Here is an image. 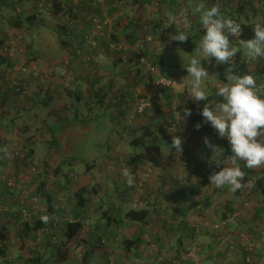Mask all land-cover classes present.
<instances>
[{"label":"rangeland","instance_id":"obj_1","mask_svg":"<svg viewBox=\"0 0 264 264\" xmlns=\"http://www.w3.org/2000/svg\"><path fill=\"white\" fill-rule=\"evenodd\" d=\"M151 1L144 5L140 23V33H154L153 27L155 22H152L154 21V18L155 20H158L159 18L162 19L155 25L159 26L169 20V18L176 13V11H169V18L165 17L163 14L164 9H166L163 8L165 2H162L161 7L158 9L155 7L154 10H151L152 6H154V1ZM122 2H127L125 14L126 16L128 14L131 18L140 9L139 4H134L133 0H123ZM165 4H167V2ZM179 6L177 9L178 11L180 8H185ZM62 11L65 12L68 10L67 8H63ZM186 11L190 12L189 10ZM64 12H61L59 15H54V13L51 15H42L37 13L34 0H15L14 7L11 8V6H6L2 8L0 16V32L6 33L10 27V22L14 17L19 15L26 20L29 16L36 15V19L31 22V24H27L28 26H25L20 30L24 34L27 47L23 59L31 60L33 56L32 59L39 62L42 69L54 72L56 81L62 79L64 74V72L61 71V68H63V62L71 54L69 49L64 47L59 41V36L62 37V35L58 34L56 31L57 28H60V25H64L66 22L65 20L69 17V14H65ZM117 15L118 14H116V16ZM187 17V26H191L192 22L190 21V16ZM256 21L258 23H264V18L259 16ZM116 23L117 21L114 22L113 29L118 25ZM185 28L186 27L181 24V30H184ZM192 30L191 26L186 31ZM127 33L129 35H125L124 42H127L126 44L129 45L134 41L135 37L132 34V29H129V32ZM174 34L175 33L171 34L168 38L165 37L163 39L162 45L164 48L162 51H158V53H156V50L161 45V41L156 42L152 46V50H149V57H155V55L157 56V54L162 53L167 45L166 49L170 50H167L162 54L165 55V66L174 67L176 77H186L188 82V93L181 94L183 96L178 94L174 95L172 101L167 105L168 103L161 104L156 95V90L159 91L160 88L154 87L148 89L149 96H147V98L150 100L151 106L146 113L139 115L137 114L135 105V108L133 107L130 111L131 118L126 117V115H121L116 106L111 107L110 112L108 113L105 112V107H97L95 109L96 114L100 115V119L107 121H105V123L100 122L101 124L98 127L97 125L94 126L91 124L86 126V128H90V130L86 129L84 132L86 136L85 141L75 146V154L79 158L74 160L75 162L72 163L73 167L64 168V172L59 176L56 174V167L60 164L59 154L54 152L52 159L48 156L46 160L47 162H45L46 164L44 163V157L51 149L50 144H48L49 142H47V140L51 139V136L48 134V130L40 125L45 116L39 111L27 109L22 110V108L25 107L23 105L25 103L24 100L15 99L14 96L8 97L9 100L7 99L8 102L6 100V108L3 109L0 106V116L4 117V119L0 120V128L3 130L2 126L5 125L6 127L4 128H7L6 130H8V132L6 131L5 133L6 136L9 137V140L7 139L0 142V149H2L4 145H8L12 150L18 151L20 154L19 156L22 157L24 147L27 143L26 137H32V147L37 151V155L27 162H31L33 159H38L44 165L41 171L34 174L29 172V167L23 169L25 177L28 179L26 178L27 180L25 179L24 182H22V186L24 191L29 194L30 202L28 205L31 208L32 217H41L48 214L49 204L42 195L38 194V187L42 181L47 182L48 193L53 197L52 204L58 208L62 207L64 210H78L79 205L76 192L78 189H84V194L89 201V208L82 215L87 218L86 221H89L90 225L95 226L94 230L92 227L86 228L83 233L82 237L85 240L84 256L86 255L88 246H93V248L96 247V249H99V244L102 243L105 247V243H107L108 245H114L112 254L115 257L114 259L112 258L113 263H110V260L107 262V260H104L105 256L102 255L101 252L95 250V253L92 254L89 260V264H184V261H181V253H184V258L186 254L185 251L187 250L195 253V258L193 257L195 260H193V258H186L185 260L187 261L185 264H241L243 261L242 258H244L240 254L242 251L241 249H243V247H240L241 243L243 241L257 243L262 240V234L264 231V211L260 214L257 221L251 224H249L248 221L254 217L255 210L263 207V197H260L259 195H251L252 197H250L248 193H245L243 198L236 197V199H234L235 192L230 189V186H227V190L225 191V194H223L224 196L222 195L221 199L218 196L223 192L214 194L210 190H207L206 194L200 199L195 195L189 199L185 195V190L187 189L183 191L182 187L181 189L179 188L180 185L178 180L181 181L184 188L186 185L188 188L193 187L196 190H199L197 176L205 171H200L204 163L203 161L206 159L214 160L215 158L217 159L218 157H221L222 152H225V141L220 142L210 134H194L191 129H188V127L185 129L188 124L183 121L184 119L180 121L176 120L175 123L170 117L173 113L176 114V112L180 113L183 117L182 114L185 111L183 103L187 101L189 99L188 96H190L189 91L192 77L188 76L189 73L186 69L188 62L193 55H197L199 58L204 59L200 53L195 52L191 54L186 50H182L179 45H175L173 42L174 40L172 39ZM230 39L233 38L230 37ZM236 40L237 38H234V42H236ZM105 48V44H101L100 49L95 53L94 61L91 64L79 65V74L77 77H79V79L88 78L95 81L94 75L102 74L105 76L103 85L109 87L108 90H111V92L109 91L110 96L107 101L115 99L118 95L119 98L121 92L127 93V97L129 96V98H133V93L136 90L135 88L140 87L141 85L144 86L148 75L145 70L139 67V65H137V67L133 66V63L137 62L135 59L131 60L132 58H129V56L126 57L125 55H111L105 51ZM29 51L31 52L30 54ZM236 56L240 57L242 62H238L234 65L233 69H235V75L251 74L256 78L253 63H255L257 59L253 60L241 51L238 52ZM117 57H119V59ZM125 58H127L126 61ZM246 60L250 62L246 63ZM201 63L209 73V76L204 79V87L207 92L211 91L210 86L212 83L222 84V82H225L224 80L222 81V74L216 68L218 63L215 61V58L202 60ZM165 66L159 65L163 72ZM138 67L141 70L139 74L137 73ZM256 82L257 85H263L264 77L260 80V83L258 79H256ZM78 84H82L85 90L86 88L88 89L91 87L90 83L87 84V82L82 79ZM76 85L77 84H75V86ZM132 87L133 89H131ZM6 89L7 88L0 84V94L4 93ZM35 89H38L39 91L41 90L40 87H35ZM32 97H35V95ZM153 98L155 100H153ZM1 101L0 98V102ZM33 102H35V100L29 102V105H32ZM195 102L194 103L197 105L205 103L204 100ZM105 106H107V103H105ZM160 109L162 110L160 111ZM5 113L8 115L6 116ZM45 113H47L46 110ZM109 113L113 116H121L120 120H113V118L109 117ZM160 114L164 116L161 120L159 118ZM176 119H178L177 115ZM14 120L17 125H14L13 123L12 127H9L10 125H7V123ZM151 121L154 122L153 125H151ZM156 123L158 126H156ZM173 123L176 125L174 126ZM27 126L29 129L24 136L23 130ZM144 126L150 127V131L152 132V134L146 138V141H151L155 135H158L160 138H166V136L171 133H178L177 129H185L186 138L183 139V151H187L194 155V159L187 157L185 160H181V152L174 151L175 159L171 164H167V159L163 160L165 167L160 168L151 164H143L139 161L134 162L131 157L133 151L129 144L132 137L134 138V136L138 134H132V132L137 128L142 130L144 129ZM206 139L217 148L216 152L206 145ZM167 142V140H165V142L161 140V143L164 146L163 152H165L166 155L169 153V150L165 148ZM3 143L5 144L2 145ZM65 143L66 142H64V144ZM211 163L212 161H209L207 169L211 166ZM244 163L245 162L240 160L237 161V165L241 169H243L242 166ZM226 164L229 167L234 166L232 165L231 160H227ZM46 165H48V168ZM44 168L49 172L46 176L47 178L42 174ZM123 168H128L133 175L134 183L131 187L128 186L126 178L121 174ZM246 168L255 170L258 174L264 170V166ZM19 169L15 166V163H9V160L7 165H3L0 161V174L3 177L14 178L16 177V173L19 172ZM106 170L110 172L112 182H114V180L119 182L123 179L120 188H118L119 185L117 183L111 184V181H105L102 183L101 190L104 194L106 191L111 192L110 203L113 204L115 199L118 201L116 203L117 205L122 203L121 207L107 203L108 206L110 205L109 208L112 209V212L116 214L115 216L119 220H124L125 213L131 209L150 207L154 210L156 207L160 205L162 206L157 208L158 212L156 215H159L158 219H161V234L159 235L157 233L158 228L154 230L153 227L151 228V225L153 224H149L147 227L148 230L146 231L149 234V236H147L149 241L145 239V242L143 243L146 245V248L141 251L134 249L131 255L129 253L126 254L127 250L124 242L126 238L134 235L137 228L136 225L134 226V224H129L127 222L123 223V225L118 228H116L115 225L109 226L108 223L105 222L103 223L105 226L102 225V213L108 208V206L103 207L105 206L103 205L102 208H99V205H102V203L99 202L101 199L97 197V193H95L94 189H96L97 184L102 181L101 176L104 178L103 172ZM31 177H34V179L32 180ZM1 185L3 184H0V188L3 189L4 186ZM245 192H247V190ZM120 193H124V196L119 195ZM13 195V193H9L8 191L1 193L0 202L7 206L9 205L11 207V212L15 213V209L18 210V207L17 205H12L10 203ZM34 197H37L39 200L35 204L31 203V200ZM228 200L236 201L237 204L235 207L237 208L236 213L229 217L228 222L235 226L234 229L226 228V225H222L223 222L221 215L225 211V202ZM50 221L51 218L49 222ZM16 222L17 220L14 221L12 217L7 216V214H0V225L6 224L9 228L6 233L9 236L6 235L7 241L5 243L7 246V253L6 257L0 256V264H26V260L34 253H37L34 252L36 245L42 243V240L44 239L49 240L50 242V245L46 248L47 254L45 257L48 258L52 256V253L54 252L51 237L56 236L59 243H62L64 240L62 237L63 228H49L48 231H39L35 236L37 239L32 240V242H23L18 234L19 229ZM186 222L187 225H185ZM154 228H156L155 225ZM228 230L230 233L226 234L225 232ZM233 230H235L234 233L231 232ZM221 234L224 235L219 238L215 237ZM143 236L145 238L146 235ZM232 237L234 238V242L230 243L232 242ZM222 241L224 242L223 245ZM83 243L84 242L80 239L77 240L76 244L72 246L69 259L65 262H60V264H84L83 259H80L77 254V250L83 245ZM153 245L159 247L158 251L150 250ZM43 246H45V243ZM232 246H234L235 249H231L230 247ZM124 256H126L125 259H121ZM261 257L259 260L253 257L254 260L252 263L248 264H264L259 262L262 259ZM51 263L55 264L53 256Z\"/></svg>","mask_w":264,"mask_h":264},{"label":"trees","instance_id":"obj_2","mask_svg":"<svg viewBox=\"0 0 264 264\" xmlns=\"http://www.w3.org/2000/svg\"><path fill=\"white\" fill-rule=\"evenodd\" d=\"M129 1V0H127ZM151 0H133L134 4H139V11H137L136 14L131 18L128 14H126L123 17H118L115 21H118V25L113 29V40L116 42H123L125 35L128 36L129 34V29L133 30V36L136 38L137 35L140 33V23H141V17H142V11L144 8V5L147 4V2H150ZM154 1V0H152ZM151 1V2H152ZM162 2H167V3H172L171 8L169 10H172L173 12L176 11L178 6L185 7L187 10H189V16H190V21L192 22V31H187L189 34V39L184 42L180 41H173L175 45H179V47L182 50H186L190 52L191 54L195 53L196 47L200 39H202L203 36V27L200 23V18L199 14L197 13L196 9L203 5L205 8H209L213 5H216L219 7L221 13L226 16L234 19L238 23L241 24L242 27V32L241 34L237 37L236 42L238 43L239 39H250L254 36V26L256 23L257 17H262L264 18V0H161ZM185 2V3H184ZM15 0H0V16H1V10L2 8L6 6H11L14 7ZM61 2H56V10L53 12L54 15H59L63 10ZM112 3V2H111ZM114 4V3H113ZM126 3H121L126 8ZM114 6V5H113ZM129 9V7L127 6ZM111 10V16H114L118 12L121 11V8L119 5L115 4ZM65 14H70L68 11L64 12ZM171 13V12H170ZM176 13L174 15H176ZM173 15V16H174ZM169 18V16H168ZM36 19V15L29 16L28 18L23 19L19 15L14 17L13 20L10 22V27L7 31H14V30H22L25 26H28L27 24H31ZM191 26H187L184 30H178V31H186L189 29ZM60 28H57V33L62 35L59 36V41L62 43V45L65 47L67 44L65 42V30L66 26L65 25H60ZM30 28V27H29ZM191 30V29H190ZM153 32H155V29H153ZM128 34V35H127ZM176 34V32H175ZM174 34V35H175ZM167 45L164 49V51L160 54H157L154 62L158 66H165V61L162 60V58L165 57V55H162L165 51L170 50L166 49ZM1 50V47H0ZM31 52L29 51V54ZM162 55V56H161ZM33 58V56H32ZM32 61H35V59H32ZM8 64H7V61ZM4 59V57L0 54V67H3L5 64L7 66H12L13 63L15 62ZM134 60V59H131ZM160 60V61H159ZM224 64V65H223ZM137 62L133 63L134 67H137ZM254 65V70L256 74V79L260 80L264 77V58L257 59ZM132 66V67H133ZM234 65L231 64L230 62L228 63H222L217 69L218 71L222 74V81L227 79L226 73L228 75L230 74L235 75V69L233 70ZM229 70L231 71L229 73ZM140 68L138 67L137 73H140ZM164 73L166 76L169 77H174L175 76V70L174 67L170 66H165L164 68ZM84 77V76H83ZM81 79L83 81H86L87 84L90 83L91 87L90 88H85L82 86V84H78ZM95 81L92 79L88 78H80L77 77L73 80L71 83V86L68 88H63L60 87L58 84L53 83V84H48L46 86L40 87V91L38 89H32L29 93L26 95H21L19 93L14 94V92L11 89H6L3 94H0L1 102L0 106L4 109L6 108V100L8 99V96L10 94L17 99H23L24 100V108L22 110L27 109V110H34V111H39L45 116L44 120L40 124L44 129L48 130V134L51 136V139L47 140L49 142L48 144L52 145L54 148L57 147V143L55 141V138L53 139V132L55 130H58L60 127L64 128L65 125L69 122H77L80 123L83 127H86L91 120H97L98 126L101 124L102 120L100 119V115L96 114L95 109L97 107L103 108L105 107V112L108 113L110 112L111 107H113V102L112 100H108L109 98V87H106L103 85V80L105 79V76L97 74L94 75ZM258 82V81H257ZM75 84H77L75 86ZM111 89V87H110ZM133 89V87L131 88ZM2 92V91H1ZM44 92V93H43ZM122 95L120 99H123L125 102L129 103V101L125 100L126 96L125 94L121 92ZM35 97H32L34 96ZM181 96V95H180ZM15 98V99H16ZM40 98V99H36ZM133 99V98H132ZM30 100V101H28ZM32 100H35L32 105H29V102H32ZM153 100H155L153 98ZM134 101V100H133ZM124 102V103H125ZM63 104V107L60 108L59 105ZM105 103H107V106H105ZM126 103V104H127ZM135 103V102H134ZM166 103V102H165ZM183 103V99H182ZM208 103V101H205V103H202L201 105L195 104L192 100L188 99L185 101L183 106H185V109H190L191 110V116L190 118H186L183 121L186 122V127L185 129H191L194 134H210L214 136L218 141L222 142L225 141V152H222V156L218 157L217 159H206L202 160L203 166L200 169L205 170L207 169V164L209 161H212L210 168L212 169V173L217 172L216 168L217 166L226 163L227 160H231V155L233 153L231 152V146L228 142L227 139L221 138L217 131L211 126L210 122H205V119L202 117L201 112L203 110V107ZM84 104V106H83ZM114 104H116L114 102ZM123 102H120V105H122ZM169 105V103L167 104ZM123 106V105H122ZM121 106V107H122ZM119 107V108H121ZM159 107V105H158ZM45 110L47 113H45ZM162 109H160L161 111ZM119 111V109H118ZM185 112V111H184ZM184 112L182 115H184ZM110 114V113H109ZM7 116L8 114L5 113ZM109 117H111L109 115ZM173 121L176 123V114L173 113V115L170 116ZM160 120L164 118L162 114L159 116ZM4 119V117L0 116V120ZM10 122V121H9ZM17 125L16 121H11L9 124V127H12V125ZM151 125L154 124L153 121H151ZM173 123V124H175ZM159 124V123H158ZM148 125V126H151ZM197 125H200L199 129L197 128ZM156 126L157 123H156ZM144 129H139L137 128L132 134H138L135 135L134 138L132 137V140L129 144V146L132 148V159H136L137 161L143 163V164H151L155 167H165V164L163 160L167 159V164H171L174 159H175V153L176 151L175 148L172 147V140L173 136L179 135L182 137V140L186 138V131L185 129H177L178 133H171L170 135L166 136V138H160L158 135L153 136L151 141H146V138L152 134L150 131V127L144 126ZM29 127L27 126L23 130V135L27 133V130ZM55 129V130H54ZM2 130V128H0ZM144 130V131H143ZM123 134V133H120ZM122 137V136H121ZM123 138V137H122ZM161 140L165 142L167 140L166 147L169 150L168 155H166L165 152H163L164 146L161 143ZM1 142V141H0ZM26 145L24 147V152L23 156H19L17 158V161L15 162V166L21 167L23 163H26L27 161H30L33 157L37 155V151L32 147L33 146V141L32 137H26ZM3 143L2 145H4ZM50 155V151H48L44 157V163L47 162V158ZM187 157L190 159H194V155L191 153H188L187 151H182L181 152V160H185ZM59 159H60V164L57 165L56 167V174L59 176L64 172V168L66 167H73L72 163L75 162L73 158H70L68 156H63L59 154ZM177 159V158H176ZM77 160V159H76ZM226 160V161H225ZM0 161L2 162L3 165H7L8 163V155L4 152H2V149H0ZM14 163V162H13ZM46 164V163H45ZM48 168V165H46ZM243 167V172L246 174L244 177V180L242 183H244V187L240 190L235 191V198H243L245 193H248L250 197L253 196H260L263 197L264 200V170L261 171L259 174L255 170H250L246 168V165L244 163ZM48 170L44 168V171L42 172L43 176L47 178L46 176L48 175ZM255 178V179H254ZM252 182V187L249 188L247 187V182L248 181ZM201 187V186H200ZM197 188V187H196ZM227 190V185L221 188L220 190L216 191V193H222L218 197H222L223 194H225V191ZM247 190V192H245ZM9 192L10 190L7 189ZM198 191V190H196ZM97 192V191H96ZM10 193V192H9ZM38 194L42 195L48 202L49 208H48V214L41 216V217H31L29 223L25 225L24 229H21L18 234L20 235L21 240L24 242H28L32 240H35L36 234L39 231H48L49 228H63L62 229V237L64 238L63 242L59 243L58 239L56 236L51 237V243L54 246V252L52 253V256L54 257L55 264H60V262H65L69 259V256L72 251V246L76 244L77 240H80L85 243V240L83 239V233L86 230L85 228V221L87 218L83 216L82 214L85 213L88 208H89V201L86 198L84 194V189H78L76 192V195L78 197V210H68V209H63L62 207L58 208L57 206L55 207L52 204L53 197L48 193L47 190V182L42 181L40 183V186L38 187ZM224 196V195H223ZM12 205H17L18 210L15 209V213L13 212H8L6 213L7 216L12 217L14 221L18 220L19 218V204H12ZM236 201L233 200H228L225 202V211L222 213V222L226 221L229 219L231 215L236 213ZM103 205H100L99 208H102ZM108 206L105 203L106 207ZM264 206V205H263ZM110 205L108 206L107 209H105L102 213V221L105 223H108L109 226L115 225L116 227H121L123 223L127 222L129 224H136V225H141L144 226L147 224L148 220L150 219L152 215V209L150 207H144L142 209H131L127 213H125L124 220H119L117 217L114 216L115 213L112 212V209L109 208ZM264 208V207H263ZM14 210V209H13ZM82 210V211H81ZM264 211L262 208H258L255 210V215L254 217L248 221L249 224L257 221V219L260 217V214ZM258 212V213H256ZM4 214V215H6ZM57 216L60 220L58 226H53V216ZM47 219H44V218ZM51 218V221L49 222ZM69 219L73 220V222H70ZM49 222V223H48ZM108 226V227H109ZM92 227L94 230L95 226L90 225L88 228ZM9 228L7 225H0V256L6 257L7 253V246H6V237L9 236L6 233L8 232ZM234 233V232H233ZM7 235V236H6ZM223 235V234H222ZM234 236V235H233ZM216 238H219L220 236H215ZM4 238V239H3ZM55 238V240H54ZM232 242H234V238L232 237ZM39 242V240H38ZM45 243V246H43ZM142 243L141 240H131L129 238L125 239V248L127 250H132L135 248H139L140 244ZM60 244V245H59ZM50 245L49 240H42V243H38L36 247L34 248V253L29 259L26 260V264H52V256L50 257H45L47 254L46 248ZM58 247V248H57ZM99 249H96V247L93 248L88 246V249L86 251V255L84 256L83 254V262L84 264H89V260L92 256V254L95 253V250H101L104 247V245L101 243L98 246ZM43 249V250H42ZM85 251V250H84ZM188 252L185 251V253ZM84 253V252H83ZM57 254V255H56ZM242 257V263L241 264H248L246 261L247 253L243 251L241 253ZM184 253H181V261H184V264L186 263L187 260L183 258ZM256 259H259L261 257V253L258 252L257 254L254 255ZM195 260V259H193ZM109 261V260H108ZM107 261V262H108ZM182 261V262H183ZM188 263V262H187Z\"/></svg>","mask_w":264,"mask_h":264},{"label":"built area","instance_id":"obj_3","mask_svg":"<svg viewBox=\"0 0 264 264\" xmlns=\"http://www.w3.org/2000/svg\"><path fill=\"white\" fill-rule=\"evenodd\" d=\"M36 5V10L38 14L42 15H51L56 10V2H61L63 8H67L69 11V17L65 20L64 25L66 26L65 30V45L69 49L70 55L63 62V68L61 71L64 72L62 79L56 81L54 77V72L51 70H45L41 68V65L37 61H32L30 59L24 60L23 55L26 47L24 34L20 30L7 31L6 33L0 32V54L4 59H8L13 62L12 66H7L5 64L3 67H0V84L11 89L14 94L19 93L21 95H26L35 87L39 88L42 86L50 85L56 82L60 87L68 88L71 86L73 80L79 74L78 67L80 64H91L94 61V55L99 51L101 44H105V51L111 55L122 56L135 59L139 67L148 75L145 85L135 88L136 90L133 93V99L136 105L137 114L141 115L146 113L148 108L151 106L150 100L147 98L149 88H161L167 91H170L173 95L186 94L188 89V82L185 77H169L166 76L159 66L155 64V57H149V50H152V46L161 41V45L157 48L158 51L163 50V39L168 38L171 34L175 33L178 30H181V24H172L169 25V20L162 23L155 28V32L152 34L139 33L134 41L127 45V42H116L113 40V25L114 20L118 17H123L125 15V7L121 5L123 0H34ZM112 2V3H111ZM114 3V4H113ZM115 4L119 5L121 11L114 16H111V7ZM161 0H154V6L151 10H154L155 7L158 9L161 7ZM186 8H180L177 15L184 13L186 16H189V12L186 11ZM231 64L235 65L238 62H242L240 57L235 56L231 61ZM246 63L250 61L246 60ZM259 86H264L260 85ZM260 93L264 95V87L260 89ZM174 126L176 124H173ZM4 154L8 155L9 163L16 162L18 156L20 155L18 151L12 150L8 145H4L2 148ZM43 164L38 159H33L31 162H26L21 165L19 172L16 173V177H3L0 174V181H3L5 187L12 191L14 194L11 199V204H19V218L16 222L19 231L24 229L25 225L29 223L32 217V211L29 207V194L26 193L23 189L22 182L27 178L25 177V172L23 169L29 167L30 173H38L43 168ZM228 166L226 163H223L217 166V172L222 168ZM212 169L209 167L205 171L198 175V188L196 191L195 188H188L185 185V188L181 181L178 180L180 189L182 187L183 191L185 189V195L191 199L192 197L198 196L202 198L207 190L216 193V191L221 188H216L211 186L209 181V176L213 173ZM28 179V178H27ZM26 179V180H27ZM33 180L34 177H31ZM201 186V187H200ZM223 188V187H222ZM39 200L37 197L32 198L31 203H37ZM9 206V205H8ZM6 204L0 202V214L4 215L11 211V207H8ZM70 222L73 220L69 219ZM53 226H58L60 220L55 215L53 216ZM85 228L90 226L89 221H85ZM220 236V235H219ZM55 240V238H54ZM84 244L77 250L78 257L83 258V252L85 250ZM224 242L222 241V245ZM241 253L245 251L247 253L246 261L252 263L254 260L253 257L258 252L261 253V261L264 263V231L262 234V240L253 243L252 241L241 243ZM235 249L234 246L230 247ZM240 253V254H241ZM195 258V253L186 252L184 259L186 258ZM193 258V259H194ZM259 260V259H257Z\"/></svg>","mask_w":264,"mask_h":264},{"label":"clouds","instance_id":"obj_4","mask_svg":"<svg viewBox=\"0 0 264 264\" xmlns=\"http://www.w3.org/2000/svg\"><path fill=\"white\" fill-rule=\"evenodd\" d=\"M196 11L204 32L195 52L202 54L204 59L193 55L188 62L186 69L188 76L192 77L189 94L195 101H208L201 115L205 122H210L221 138L228 140L233 153L231 162L234 166H226L210 175L211 186L222 188L227 185L235 192L245 186L242 181L246 174L237 165L238 160L245 162L248 168L264 166V139H261L264 138V95L260 93V89L264 86L257 85L256 78L251 74L234 75L230 78V82L217 87L214 95L219 99L210 101L209 93L204 87V79L209 73L201 61L215 58L218 64L228 63L242 49L246 50L247 56L253 60L264 58V23L255 24L252 38L239 39L237 43L234 42V38L242 32L240 23L224 16L216 5L209 8L201 5ZM172 24H183L187 27L188 17L184 13L174 15L169 18V25ZM172 39L184 42L189 39V34L187 31H176ZM191 114L190 109H185L183 117L176 112L177 121L190 118ZM199 127L200 125H197L198 129ZM205 143L214 152L217 151L207 139ZM172 147L177 152L183 151L181 136H173ZM121 174L131 187L134 178L130 170L123 168ZM247 187H252L250 180L247 182Z\"/></svg>","mask_w":264,"mask_h":264},{"label":"crops","instance_id":"obj_5","mask_svg":"<svg viewBox=\"0 0 264 264\" xmlns=\"http://www.w3.org/2000/svg\"><path fill=\"white\" fill-rule=\"evenodd\" d=\"M173 3V2H172ZM171 2L170 3H167V4H165L164 3V7L163 8H166V9H164V12H163V14H164V16L165 17H168V12L169 11H172V10H168L169 8H171V4H172ZM173 5V4H172ZM114 6L112 5V7L111 8H113ZM111 11V10H110ZM116 20V19H115ZM115 20H114V22H115ZM154 21H152V22H155L154 23V27L156 28V24H157V22H159V21H161L162 19L161 18H159L158 20L156 19L155 20V18L153 19ZM117 23H118V21H117ZM116 23V24H117ZM153 27V29H155ZM235 38H237V37H235ZM241 52H243L244 54H246V50H241ZM242 56H244V55H242ZM245 57V56H244ZM118 59H119V57H117ZM121 60V59H120ZM127 60V58H125V61ZM162 60L163 61H165V57L164 58H162ZM216 61V60H215ZM221 64H218L217 65V67L216 68H218L219 66H220ZM224 65V64H223ZM234 70V69H233ZM231 71L229 70V73H230ZM100 75H102V74H100ZM226 75H227V79L226 80H224L225 82H222V84H224V83H227V82H230V78H231V75L229 74L228 75V73H226ZM233 76V75H232ZM222 84H218V83H212L211 84V86H210V89H211V91H208V93H209V100L210 101H214V100H216V99H219V98H217V97H215V95H214V93H215V91H216V89L215 88H217L218 86H222ZM110 92H111V90H109ZM157 92H156V95L158 96V99H159V102L162 104H165V102L166 103H169V102H171L172 101V99L174 98V95L171 93V92H169V91H167V90H164V89H159V91L158 90H156ZM4 93H6V92H4ZM4 93H2L3 95H4ZM187 93H188V91H187ZM13 95V94H12ZM11 94H10V96H8V97H11L12 96ZM121 95H122V93H121ZM110 96V95H109ZM119 96V95H118ZM118 96L115 98V99H111L112 100V102H113V107L114 106H116V108L117 109H119V113L121 114V115H126V117H130V111L133 109V107L135 108V103H134V101H133V99H131V98H129V96L127 97V94H125V96H126V99L125 100H127V101H129V103H127V102H125L123 99H120V97L118 98ZM181 96H183V95H181ZM16 98V97H15ZM188 98L189 99H191V100H193L194 102H195V100L194 99H192L190 96H188ZM181 99H182V97H181ZM8 100H9V98H8ZM8 100H7V102H8ZM205 101H207V100H204V102ZM114 102L116 103V104H114ZM120 102H123V106L122 105H120ZM125 102V103H124ZM127 103V104H126ZM196 103V102H195ZM134 105V106H133ZM122 106V107H121ZM6 107H7V105H6ZM59 107L60 108H62L63 107V105L61 104V105H59ZM119 107H121V108H119ZM111 117L110 118H113V120H115V119H118V120H120V117L121 116H119V115H117V116H113V115H111V114H109ZM131 118V117H130ZM102 120V122H104L105 123V121H107V120H103V119H101ZM89 124H91V125H94V126H96L97 125V127H98V123H97V120H91V122L89 123ZM3 127V130H0V141H3V140H9V137L8 136H6V131L8 132V130H6L7 128H4V127H6L5 125H3L2 126ZM5 129V130H4ZM86 129H88V130H90V128H86V127H83L82 125H80V123H77V122H69V123H67L66 125H65V127L64 128H59L58 130H55L54 132H53V139L55 138V141H56V143H57V147L58 148H55L54 149V147L52 146V145H50L51 146V149L49 150L50 151V155H49V157H50V159H52V155L54 154V152H56V154H60V155H65V156H68V157H73V159H75L76 160V158L78 159L79 157H77V155L75 154V152H76V150H75V146L77 145V144H79V143H81V142H83V141H85V138H86V136H85V134H84V132H85V130ZM121 131V130H120ZM25 136V135H24ZM64 142H66L65 144H64ZM67 144H68V146H67ZM67 146V147H66ZM67 148H68V150H67ZM66 149V150H65ZM134 162L135 161H137L136 159H134L133 160ZM132 163V162H131ZM8 164V163H7ZM148 164V163H147ZM136 168V167H135ZM108 169H109V167H108ZM107 169V170H108ZM105 171V172H103L104 173V178H103V176H101L102 177V181H100L98 184H97V186H96V189H94L95 190V193H97L96 195H97V197L99 198V199H101L99 202H101L102 203V205H105V203L107 204H112V203H110V201H111V192L110 191H106V193L104 194V193H102L101 192V190H102V183L103 182H105V181H111V177H110V172H108V171ZM112 179H114V178H112ZM123 180V179H122ZM122 180L121 181H119V182H117V181H115L114 180V182H112L111 181V184L113 183H117L119 186H118V188H120L121 187V185L120 184H122ZM0 184H3V185H1V186H4L3 187V189L2 188H0V194L1 193H3V192H7V188L5 187V184H4V182L3 181H1L0 182ZM98 190V192H96ZM10 193H12V191H9ZM119 195H121V196H124V193H120ZM119 195H117V196H119ZM159 201H160V199H159ZM98 202V203H99ZM118 201H116V199H115V201H114V203L112 204L113 206H115V205H117L116 203H117ZM100 206V205H99ZM121 207L122 206V203H120L119 205H117V207ZM159 208L160 207H162L161 205L160 206H158ZM158 207H156L154 210H152V217H150V219L148 220V222H147V224L146 225H144V226H141V225H136V224H134V226L136 225V231H135V233H134V235L131 237H128L129 239H131V240H141L142 241V243L140 244V246H138L139 248H135V249H137L138 251H141L142 249H144V248H146L145 246V244H143L144 242H145V239L146 240H148L149 241V239H148V237L147 236H149V234H148V232H146L148 229H147V227H148V225L150 224L151 225V223L153 224V225H151V228L153 227V229L154 230H156L157 228H158V230H157V233L160 235L161 234V232H162V230L160 229V228H162L161 226H160V220L161 219H158V216H156L157 215V208ZM264 207V206H263ZM262 207V209H264ZM116 214H114V216H115ZM116 217V216H115ZM253 218V217H252ZM229 222V219H227L226 221H223V223H222V225H226V228H232V229H234L235 228V226L234 225H232L231 223H228ZM104 222L102 221V225L103 226H105L104 224H103ZM4 225H6V224H4ZM154 225H155V227L156 228H154ZM185 225H187V222L185 223ZM113 227V226H112ZM239 227V226H238ZM237 227V228H238ZM116 228H118V227H116ZM223 232V231H222ZM232 233L233 232H235V230H233V231H231ZM118 233V232H117ZM224 233V232H223ZM226 234L227 233H230V231L228 230V231H226L225 232ZM143 235H146L145 236V238H144V236ZM224 235V234H223ZM220 236H222V234L220 235ZM80 239V238H79ZM112 240V239H111ZM106 245H105V248H103V249H101V250H97V252L99 251V252H101V254L102 255H104L105 256V259L104 260H110V263H113V260H112V258L114 259L115 257H114V255L112 254V250H113V248H114V245L113 244H111V245H108L107 243H105ZM158 249H159V247L157 246V245H153L151 248H150V250L151 251H155V250H157L158 251ZM117 250V249H116ZM127 250V249H126ZM129 251V252H128ZM134 251V249H132V250H127V253L126 254H132V252ZM96 252V253H97ZM160 252V251H159ZM153 255V254H152ZM152 255H150L151 257H153ZM125 257L126 256H124L123 258H121V259H125Z\"/></svg>","mask_w":264,"mask_h":264}]
</instances>
